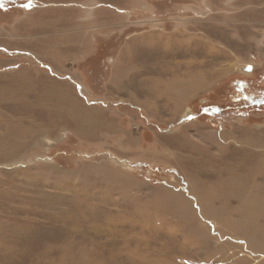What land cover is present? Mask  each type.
<instances>
[{
	"label": "rangeland",
	"instance_id": "1",
	"mask_svg": "<svg viewBox=\"0 0 264 264\" xmlns=\"http://www.w3.org/2000/svg\"><path fill=\"white\" fill-rule=\"evenodd\" d=\"M27 3L0 0V264H264L218 220L264 228V0Z\"/></svg>",
	"mask_w": 264,
	"mask_h": 264
},
{
	"label": "bare ground",
	"instance_id": "2",
	"mask_svg": "<svg viewBox=\"0 0 264 264\" xmlns=\"http://www.w3.org/2000/svg\"><path fill=\"white\" fill-rule=\"evenodd\" d=\"M226 182H227V183H225L226 187H221V186L215 187L214 186L212 188V187L207 186L210 188V191H208L209 188L207 189L205 187V191H204L205 194H203L201 191L200 192L201 195L196 194L198 197V199L197 198L196 199L199 200V202L201 204L202 203L203 204H205V203H208V204L216 203V200H218L219 198H222L221 200H226V201L230 200V198L233 195H235L234 191H237L238 193L240 191H238L239 188L236 187V184L230 183L228 180ZM198 188L199 187L197 186L196 190H198ZM223 189H226V190H223ZM196 190L193 186L192 191L195 192ZM240 194H242V196H243L242 192H240ZM192 198L195 199V196ZM242 200H246V199L243 198ZM242 200L237 199V202L240 204L241 207H245V206L247 207V205H248L252 208H255L256 205L260 204V202L262 203V200L260 201V199H257V203H255V204L251 199H249L251 201V204H247L248 199L246 201H242ZM262 207H264V206L261 205V208H259L258 214H260V212H264V211H262V210H264V208L262 209ZM219 216L222 217V218H219L218 220H219V222L221 221L220 223H223V225H222L224 227V232L222 231L223 233H225L226 230L233 231L235 234H238V235L243 234L244 236L250 237L251 239H253L257 243V246L261 245V243H263V241H264V228L261 227V223L256 222L258 220L255 221V219H252L248 216H245L247 223H245L244 226H238L229 217H227V214L221 213V214H219ZM208 222H210V221H208ZM245 225H247V226H245ZM260 227H261V229H260ZM239 228H241V229H239ZM241 243L243 244L244 247H247L245 242L241 241Z\"/></svg>",
	"mask_w": 264,
	"mask_h": 264
},
{
	"label": "snow or ice",
	"instance_id": "3",
	"mask_svg": "<svg viewBox=\"0 0 264 264\" xmlns=\"http://www.w3.org/2000/svg\"><path fill=\"white\" fill-rule=\"evenodd\" d=\"M31 0H29V3H27V4H25V5H23V7L25 8V9H30L31 8ZM249 71L251 70V68H249L248 69ZM187 119H194V117H187Z\"/></svg>",
	"mask_w": 264,
	"mask_h": 264
},
{
	"label": "water",
	"instance_id": "4",
	"mask_svg": "<svg viewBox=\"0 0 264 264\" xmlns=\"http://www.w3.org/2000/svg\"><path fill=\"white\" fill-rule=\"evenodd\" d=\"M249 68H250V67H248V68L246 69L248 72H249V70H248Z\"/></svg>",
	"mask_w": 264,
	"mask_h": 264
}]
</instances>
